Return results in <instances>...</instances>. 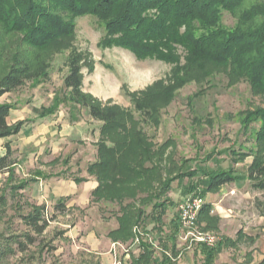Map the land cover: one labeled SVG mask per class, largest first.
Returning a JSON list of instances; mask_svg holds the SVG:
<instances>
[{"label":"rangeland","instance_id":"obj_1","mask_svg":"<svg viewBox=\"0 0 264 264\" xmlns=\"http://www.w3.org/2000/svg\"><path fill=\"white\" fill-rule=\"evenodd\" d=\"M74 23L67 47L46 52L0 24V81L18 60L29 63L32 76L0 97V104L13 106L11 125L26 121L20 134L0 140V157L9 145L14 162L9 172L0 173V264H135L145 248L148 264H205L209 252L215 253L212 264L263 262L264 177H248L259 126L252 122L244 132L242 122L248 112L264 109V91L235 77L231 67L187 73L182 50L179 73L185 79L174 85L175 64L140 62L123 48L103 47L104 23L95 17H78ZM221 24L235 29L238 14L224 12ZM70 57L80 61L82 92L96 104L120 110L123 126L113 132L120 138L108 136L106 124L73 99L65 83ZM160 82L177 86L173 98L152 100L151 115L140 111L133 99ZM137 132L154 156L143 164L131 158L134 173L118 169L115 177H141V165H157L153 171L161 180H172L171 188L161 195L154 184L151 193L141 192L139 200L149 197L148 203H134L145 212L141 224L132 228L133 238L114 243L109 233L119 226L120 207L92 195L96 175L88 170L103 144H128ZM219 172L238 179L207 191V175ZM196 197L208 210L187 230L179 210ZM153 198L162 208L153 207ZM59 202L66 204L63 214L55 210ZM36 210L42 213L39 224L47 222L42 233L28 224Z\"/></svg>","mask_w":264,"mask_h":264},{"label":"trees","instance_id":"obj_2","mask_svg":"<svg viewBox=\"0 0 264 264\" xmlns=\"http://www.w3.org/2000/svg\"><path fill=\"white\" fill-rule=\"evenodd\" d=\"M248 0H0V24L8 33L20 32L24 41L41 52L67 47L66 41L75 32L74 19L92 16L104 23L105 36L101 45L106 48L120 47L136 57L140 62L156 60L175 64L178 74L174 85L184 82L180 75L181 57L185 53V72L199 71L208 73L207 68L231 67L235 77L246 79L255 91H264V1L246 7ZM258 1V0H257ZM224 12L238 14V25L233 30L222 26ZM29 63L24 65L18 60L11 66L9 73L0 81V97L11 90L21 87L31 78ZM70 73L65 83L72 90L73 99L88 109L90 116L106 125L110 137H121L113 133L123 126L124 119L117 108H106L95 103L92 96L82 92V67L77 57L69 59ZM180 71V72H181ZM157 83L139 98H134L135 106L145 113L153 110L154 99L171 100L177 86ZM13 106L0 104V140L20 134L26 121L9 125ZM151 115V114H149ZM257 123L255 132L258 150L248 169L252 180L264 177V109L248 112L242 122L244 132L252 129L250 123ZM104 130V132H105ZM140 133L132 134L127 144L124 140L115 141L111 146L103 144L99 150V160L93 163L88 172L96 175L98 186L92 191L97 200L103 199L120 207L119 226L109 233L114 243L133 238L132 228L139 226L145 212L134 203L145 189L151 193L154 184L160 187L159 193L171 188L172 180H161V175L153 171L157 165H141V177H115L118 169L131 175L133 167L129 160L150 163L154 154L143 142ZM0 157V173L9 172L14 165L9 145ZM135 158H137L135 160ZM118 161V162H117ZM117 162V163H115ZM138 173L140 174V170ZM137 174V175H139ZM184 174H179V177ZM189 176L194 177L195 174ZM155 178V180H154ZM237 176L223 172L208 174L205 185L207 191L216 190L237 180ZM154 180V182H153ZM153 183V184H152ZM124 185V186H122ZM126 186V187H125ZM156 197V195H154ZM149 198H140L145 203ZM129 201V202H128ZM155 209L161 204L152 199ZM55 210L61 214L66 204L59 202ZM204 207L201 213H206ZM28 224L42 233L47 222L42 221L41 210L29 217ZM146 248L136 259L135 264H148ZM215 253L209 252L205 264H212ZM260 264H264V261Z\"/></svg>","mask_w":264,"mask_h":264},{"label":"built area","instance_id":"obj_3","mask_svg":"<svg viewBox=\"0 0 264 264\" xmlns=\"http://www.w3.org/2000/svg\"><path fill=\"white\" fill-rule=\"evenodd\" d=\"M206 202L203 198H188L185 200L179 210V218L183 228L192 230L195 228L200 212Z\"/></svg>","mask_w":264,"mask_h":264},{"label":"crops","instance_id":"obj_4","mask_svg":"<svg viewBox=\"0 0 264 264\" xmlns=\"http://www.w3.org/2000/svg\"><path fill=\"white\" fill-rule=\"evenodd\" d=\"M9 118H10V117H9ZM8 123H9V119H8ZM9 125H11V124L9 123ZM20 133H21V132H20ZM5 153H6V149H5ZM91 184H92V188H91V189H92V191H93V190H95V189L97 188L98 183H97L96 180H93Z\"/></svg>","mask_w":264,"mask_h":264}]
</instances>
